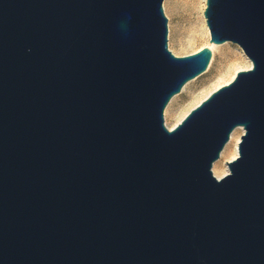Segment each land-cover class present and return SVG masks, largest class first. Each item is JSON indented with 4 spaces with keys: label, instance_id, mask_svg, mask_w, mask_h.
<instances>
[{
    "label": "water",
    "instance_id": "water-1",
    "mask_svg": "<svg viewBox=\"0 0 264 264\" xmlns=\"http://www.w3.org/2000/svg\"><path fill=\"white\" fill-rule=\"evenodd\" d=\"M162 4L0 0V264H264V0H205L251 67L171 129L212 51L175 56Z\"/></svg>",
    "mask_w": 264,
    "mask_h": 264
},
{
    "label": "rangeland",
    "instance_id": "rangeland-1",
    "mask_svg": "<svg viewBox=\"0 0 264 264\" xmlns=\"http://www.w3.org/2000/svg\"><path fill=\"white\" fill-rule=\"evenodd\" d=\"M162 6L167 17L168 49L175 56L194 53L209 43L205 19L203 22L204 0H163ZM248 61L237 44H217L206 71L188 81L182 90L170 99L164 109V123L170 127L178 124L209 93L226 84L225 79L234 66ZM242 134L243 130L239 129L240 138ZM226 162V159L221 162L224 169H227Z\"/></svg>",
    "mask_w": 264,
    "mask_h": 264
},
{
    "label": "bare ground",
    "instance_id": "bare-ground-1",
    "mask_svg": "<svg viewBox=\"0 0 264 264\" xmlns=\"http://www.w3.org/2000/svg\"><path fill=\"white\" fill-rule=\"evenodd\" d=\"M204 2H205V0H204ZM203 22H204V17H203ZM206 46L210 47V49L212 51V58H213L214 51H215V49L217 47V44H209V43H207ZM250 67H251V62L250 61H248L246 63H242L241 65H238V66H234L232 71L229 72L228 77L225 79V83L226 84L229 83L233 79V77L235 76L237 71L246 70V69H249ZM219 87H221V86H219ZM174 126H176V125H173L172 127L167 125L168 129H171ZM239 129L243 130L242 127H237L231 132L228 142L225 144L224 148L222 149V151L220 153V157L212 165L213 174L217 178H220L221 176H223L226 173V170H228V168L224 169L222 167V163H221L222 160L223 159H226V161L232 160L238 154V143H239V139H240V137H239Z\"/></svg>",
    "mask_w": 264,
    "mask_h": 264
}]
</instances>
